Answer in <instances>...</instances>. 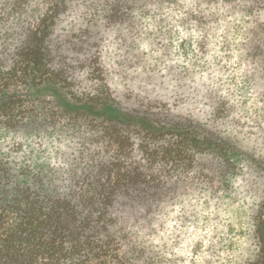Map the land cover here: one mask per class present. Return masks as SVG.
<instances>
[{"label": "rangeland", "instance_id": "374dc122", "mask_svg": "<svg viewBox=\"0 0 264 264\" xmlns=\"http://www.w3.org/2000/svg\"><path fill=\"white\" fill-rule=\"evenodd\" d=\"M41 3L0 0V43H23L30 24L43 18ZM66 3L46 42L74 90L190 128L212 147L194 153L175 139L146 146L137 129L126 138L112 130L101 136L105 124L91 127L90 118L77 116L52 133L41 128L37 138L6 133L0 152L13 167L21 159L6 155L13 140L23 137L30 145L32 138L42 139L35 152L59 178L51 187L67 190L88 187L102 173L97 186H113L104 164L114 159L127 169L153 165L147 172L162 183L133 184L130 190L147 194L120 195L115 202L146 249L145 264H264V59L253 57L255 44L238 37L224 42L214 37L218 24L204 33L183 16L117 22L118 15L110 16L114 0ZM220 22L228 25L223 17ZM108 140L110 148H102ZM120 142L124 155L117 151ZM34 165L36 172L46 171L43 162Z\"/></svg>", "mask_w": 264, "mask_h": 264}, {"label": "trees", "instance_id": "16d2710c", "mask_svg": "<svg viewBox=\"0 0 264 264\" xmlns=\"http://www.w3.org/2000/svg\"><path fill=\"white\" fill-rule=\"evenodd\" d=\"M66 1L43 0V18L30 24L25 41L0 43V137L13 133L37 138L41 128L52 133L58 123L68 124L77 116H86L90 118L88 126L99 128L105 124L101 136L112 130L116 136L126 138L125 132L137 129L146 146L152 141L175 139L194 153L211 149L212 142L190 128L122 110L96 93L74 90L76 85L64 69L54 65L46 42L54 18L68 8ZM110 10L111 19L118 15L117 22L121 23L138 16H183L191 28L196 25L204 33L218 24L214 37L230 43L238 37L243 39L241 43H254L253 57L264 59V0H114ZM237 16L244 20L243 25ZM221 17L228 25L220 24ZM42 144V139L32 138L30 145L23 137L13 140L6 155L21 156L20 166L12 167L13 160L0 152V264L148 262L146 249L133 238L129 222H125L115 202L120 195L134 199L147 194L130 190L133 184L162 183L157 173L151 176L147 172L153 165L141 169L134 163L127 169L123 160L114 159L104 164L108 167L105 179L113 186H97L104 178L102 173L101 177L93 176L88 187L55 188L51 183L57 175L35 152ZM110 145L109 140L102 142V148ZM126 148L120 142L117 151L124 155ZM38 161L43 162L41 168L46 171L36 172L34 164ZM118 164L123 165V172Z\"/></svg>", "mask_w": 264, "mask_h": 264}]
</instances>
